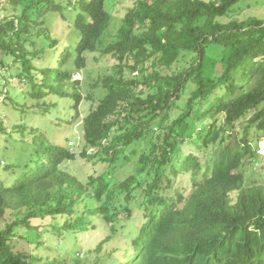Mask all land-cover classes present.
Returning a JSON list of instances; mask_svg holds the SVG:
<instances>
[{"label":"trees","instance_id":"trees-1","mask_svg":"<svg viewBox=\"0 0 264 264\" xmlns=\"http://www.w3.org/2000/svg\"><path fill=\"white\" fill-rule=\"evenodd\" d=\"M7 1L12 14L0 18L1 51L14 62L40 57L44 50L28 52L22 33L38 24L44 4L58 6L53 0ZM239 1L135 0L123 16L114 40L103 48L117 63L92 84L106 93L82 122L85 146L96 150L80 154L125 165L127 146L142 141L146 148L125 178L106 180L101 173L81 182L61 168L75 158L66 146L50 143L38 128L14 124L7 132L0 122L6 139L22 131L19 138L33 155L15 164L19 174L11 184L0 180V264H61L58 256L37 252L42 234L33 221L47 218L62 238H77L98 222L102 231L108 226L111 233L97 243V252L113 235L124 237L122 258L112 264H264V183L246 185L242 170L246 159L258 155L251 130L260 131L257 138L264 135V20L219 22ZM76 6L80 37L72 63L81 70L84 53L96 50L111 19L105 0H78ZM69 57L64 50L46 66L43 56L42 71L63 85L60 94L71 96L77 107L79 81L62 69ZM151 58L153 68L142 78L126 77V70L142 71ZM160 64L180 67L161 73ZM0 65L5 66L2 58ZM140 86L144 90L137 92ZM185 93L181 112L171 119ZM186 142L208 149L206 158L183 154ZM184 174L186 192L174 186ZM19 239L35 244L33 250L19 248ZM76 264H83L78 257Z\"/></svg>","mask_w":264,"mask_h":264},{"label":"rangeland","instance_id":"rangeland-1","mask_svg":"<svg viewBox=\"0 0 264 264\" xmlns=\"http://www.w3.org/2000/svg\"><path fill=\"white\" fill-rule=\"evenodd\" d=\"M135 0H105V7L110 14V26L103 35L100 44L93 52H85L86 63L81 70L73 65L74 48L79 40V31L74 25V18L77 14L78 0H53V4L58 9L52 10L53 6L44 4L47 8L38 19V24L32 26L29 32L22 33L24 40L23 46L30 52L36 48H42L44 52L39 57L31 54L29 60L14 62L13 55L5 56L0 49V59L4 60L5 66L0 65V122L5 125L9 132L14 124L27 125L38 128L47 136L50 143L66 146L70 152L75 154L73 160L64 161L61 164L67 173L74 175L79 181L85 182L89 175L104 174L106 180L110 178L123 179L133 172V163L137 162L138 156L146 148L142 141L133 142L127 146L126 154L130 162L121 165V162L110 163L107 161L89 159L80 153L86 148L87 154L93 153L95 148H87L83 139V118L98 103L100 98L106 93L102 86L94 87L92 84L102 77L107 70L117 63V60L110 54L104 53L103 48L106 44L112 42L116 36V31L121 23L125 13L133 6ZM9 2L3 4L0 8V18L6 13V16L12 14L9 8ZM24 6H18V12ZM43 8V7H41ZM31 9V7H30ZM4 13V14H3ZM248 19L264 20V0H240L236 3L226 15L218 18L219 22L228 23L230 21H244ZM1 20V19H0ZM211 47L214 44L210 45ZM67 50L70 53L69 62L62 69L72 72V79L79 81V93L82 96L81 102L77 107H73L74 101L71 96L60 94L63 85L48 76L42 68L44 63L41 58L47 62L46 66L55 62L60 52ZM212 50V49H211ZM152 58L143 65V70H135L133 73L125 71L126 77L142 78L153 68L151 66ZM25 65L31 67L30 70L20 74ZM180 65L173 64L171 67L160 64L156 68L162 72H173ZM68 85L69 91H74V86ZM49 93V90H52ZM144 90L141 86L137 89ZM6 90V91H5ZM42 91V96L36 97L34 93ZM146 96V91L143 93ZM7 99L1 102L2 98ZM188 94H183L178 101V105L173 107L170 112L171 119H174L181 112V108L188 98ZM123 111V108H119ZM248 115H245L238 122L239 130L242 129ZM153 130L159 132L157 124H152ZM25 130L24 132H26ZM22 134V131H20ZM252 132V142L258 147V155L255 159H246L242 165L244 173V182L246 185L252 183H264V135L257 138L260 133L254 129ZM21 134L15 133L13 137L6 139V134L0 133V180L11 184L18 176L15 164L21 162L24 158H31V145L25 139L19 138ZM150 138V136H146ZM211 147V146H210ZM183 154L189 151L195 152L201 158H206L209 150H198L190 143L186 142L181 146ZM23 153V155H22ZM20 172V171H19ZM183 192H186L190 186L189 175L184 174L178 177L174 183ZM235 197V194H232ZM136 202L133 200L132 203ZM5 219H10L9 211L5 214ZM53 220L47 218L44 220H34L33 224L38 225V233L42 234L40 240L43 242L37 248L41 256H58L61 264H76V258H80L83 264H112L114 260L122 258V248L124 242L121 235H113L110 240L105 242L101 251L97 252L95 247L97 243L111 232L108 226L97 223L98 226L80 234L77 238H62L61 235L52 232L51 223ZM97 222V221H96ZM95 222V223H96ZM3 224V222H2ZM120 236V237H119ZM19 248L32 251L35 244L26 245L19 239ZM77 253L79 255H77Z\"/></svg>","mask_w":264,"mask_h":264},{"label":"clouds","instance_id":"clouds-1","mask_svg":"<svg viewBox=\"0 0 264 264\" xmlns=\"http://www.w3.org/2000/svg\"><path fill=\"white\" fill-rule=\"evenodd\" d=\"M0 4H3V2H0Z\"/></svg>","mask_w":264,"mask_h":264},{"label":"built area","instance_id":"built-area-1","mask_svg":"<svg viewBox=\"0 0 264 264\" xmlns=\"http://www.w3.org/2000/svg\"><path fill=\"white\" fill-rule=\"evenodd\" d=\"M4 0H1V2H3Z\"/></svg>","mask_w":264,"mask_h":264}]
</instances>
